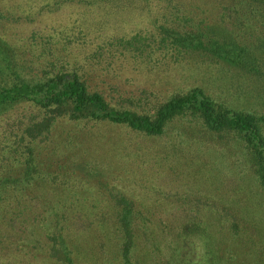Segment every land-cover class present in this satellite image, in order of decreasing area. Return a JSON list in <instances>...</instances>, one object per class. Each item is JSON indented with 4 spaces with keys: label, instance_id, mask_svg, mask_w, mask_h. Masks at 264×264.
Listing matches in <instances>:
<instances>
[{
    "label": "rangeland",
    "instance_id": "obj_1",
    "mask_svg": "<svg viewBox=\"0 0 264 264\" xmlns=\"http://www.w3.org/2000/svg\"><path fill=\"white\" fill-rule=\"evenodd\" d=\"M229 5L233 14L223 15L221 8ZM176 12L201 27L205 44L224 39L226 49L244 48V60L255 71L225 72L212 65L198 69L185 61L162 76L126 73L113 78L96 72L95 85L135 90L137 82L125 85L127 79L169 80L173 87L161 89L169 96L166 91L174 92L185 81L229 109L264 117V0H0V49L8 50L16 75L35 84L43 81L54 56L82 64L92 51L90 42L100 43L112 33L130 37L155 18ZM5 109L0 121L5 118L14 132L37 112L21 104ZM196 127L173 123L163 135L147 137L116 126L91 125L79 136L74 125L59 122L50 144L36 146L34 165L41 173H57L64 185L38 179L30 188L37 193L29 201L41 197L38 204L57 209L59 222L60 215L70 214L67 242L76 264H126L119 251L123 235L118 209L110 194L132 201L135 211L151 216L152 222L136 213L132 217V264H219L221 259L223 264H264V190L246 158L236 152V141H220ZM194 210L199 212L195 219L202 220L200 239L179 234ZM233 215L239 222L237 235L231 227ZM159 218H168L172 225L166 234L156 226ZM9 254L4 264L10 258L17 264H55L44 255L22 260Z\"/></svg>",
    "mask_w": 264,
    "mask_h": 264
},
{
    "label": "trees",
    "instance_id": "obj_2",
    "mask_svg": "<svg viewBox=\"0 0 264 264\" xmlns=\"http://www.w3.org/2000/svg\"><path fill=\"white\" fill-rule=\"evenodd\" d=\"M250 8L248 5L247 10ZM221 9L223 15L233 14L231 5ZM179 17L180 13L176 12L155 18L152 25L132 32L130 37L106 34L100 43L90 42L92 51L85 55L82 64L63 62L54 56L43 71V81L35 84L22 81L16 75L8 50L0 49V115L6 112V107L18 104L37 111L18 127L17 132L13 131L12 125L6 124L5 118L0 121V153L3 152L0 157V264L12 255L9 253L23 256L22 260H35L44 255L55 264H76L67 242L71 229L69 222L72 221L70 214L60 215L59 222L57 209L46 203L38 204L41 197L35 195L37 202L33 204L29 201L30 195L37 193L30 188L33 184L38 185V179L47 184L58 181L64 185L63 180H58L57 173H41L34 165L36 146L44 142L50 144L52 129L59 122L74 125L81 133L79 136L91 125L116 126L147 137L163 135L173 123L189 128L197 126L220 141H236V152L246 158L250 172L264 190L263 116L229 109L199 86L189 88L185 81L183 86L174 88V92L166 91L170 94L167 96L161 89L173 87L175 83L169 80L149 83L134 77L127 79L125 85L137 82L135 90L132 86L131 89L118 85L100 87L92 80L96 72L113 78L126 73L152 75L157 72L156 75L162 76L185 61L198 69L212 65L220 66L225 72L235 68L255 71V67L244 60V48L238 50L232 46V49H226L224 39L205 44L207 38L201 27L190 25L187 18ZM152 26L155 27L153 30L150 29ZM78 34L83 36L81 30ZM73 136L77 139L74 132ZM68 146L73 148L74 144ZM17 167L23 170L17 171ZM110 196L118 209L116 216L123 235L120 255L126 264H132L130 253L135 245L136 230L132 217L136 213L152 222L151 216L135 211L133 202L124 197ZM193 212L187 216L179 234H195L200 239L202 220L195 219L198 210ZM228 217L232 220V215ZM156 226L166 234L172 225L168 218H159ZM231 227L235 235L239 234L235 215ZM9 261L8 264H17L11 258ZM214 261L215 257L211 259ZM223 262L221 259L219 264Z\"/></svg>",
    "mask_w": 264,
    "mask_h": 264
}]
</instances>
